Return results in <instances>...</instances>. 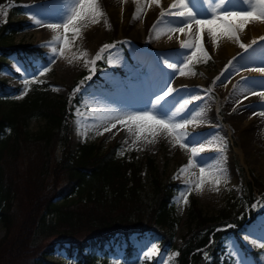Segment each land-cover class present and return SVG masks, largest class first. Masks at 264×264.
<instances>
[{
    "label": "rangeland",
    "instance_id": "374dc122",
    "mask_svg": "<svg viewBox=\"0 0 264 264\" xmlns=\"http://www.w3.org/2000/svg\"><path fill=\"white\" fill-rule=\"evenodd\" d=\"M93 2L96 10L89 13L92 18L76 23L79 31L68 33L69 43L61 51L65 39L63 24L74 14L80 0H3L0 25L9 19L28 24L11 38L12 46L34 50L38 56L34 58L22 50L8 52L0 69V81L10 88L19 86L20 90L11 99L21 100L34 84L46 85L54 96L66 99L70 113L64 126H67L66 138L72 151L79 144L94 143L103 151L116 143L120 157L142 164L141 174L148 193L144 165L147 157L154 160L163 182L176 184L170 202L178 217L172 246L161 249L160 236L134 233L129 242L136 249L137 262L125 260L123 239L104 245L108 260L124 261V264H149L153 260L152 264H178L177 248L187 229L186 216L193 200L208 214L224 208L231 210V215L242 210L238 217L244 216L241 226L220 239L221 257L231 264H240L241 259L245 264H264V248L259 247L264 243V191H253L255 199L247 204L248 181L255 178L264 185V95L259 94L264 93V73L255 70L264 67V21L253 19L237 31L236 37L218 33L215 43L205 32L203 44L210 58L201 56L189 61L192 49L181 45L193 42L195 33L175 32L172 29L183 26L180 18L161 16L175 0H160L159 4L153 0H114L111 7L105 0ZM186 2L197 19L211 18L221 11L253 8L259 11L261 7L257 0ZM52 24L59 27H49ZM90 36L93 40H89ZM86 43H92L91 47ZM241 44L251 47L245 50ZM104 45L109 47L93 64ZM166 62L176 64L177 69L167 68ZM184 64L188 67L180 75L179 69ZM45 67L49 69L46 73ZM93 68L96 72L92 79L75 91L92 74ZM133 73L137 79H133ZM168 85L180 90L166 97L153 111L151 100L163 95ZM193 96L202 99L192 101ZM185 99L192 103L185 111L173 115ZM134 111H153L154 115L172 123L189 121L184 129L188 135L178 142L177 133L170 135L157 129L155 133L138 134L135 125L118 122ZM42 126L43 122L35 119L27 129L33 134ZM252 126L254 138L246 141V131ZM61 133L65 134L64 129ZM181 143L188 146L181 147ZM200 145L207 150L193 157L191 147ZM63 149L60 143L56 149L58 158ZM200 167L208 175L197 188ZM217 178L221 181L218 185L214 182ZM5 235L0 223V240ZM41 238L42 235H36L33 245L42 248ZM253 240L256 244L251 243ZM97 253L102 256V252ZM203 254L211 259L208 251ZM48 256L54 260H70L59 244Z\"/></svg>",
    "mask_w": 264,
    "mask_h": 264
},
{
    "label": "trees",
    "instance_id": "16d2710c",
    "mask_svg": "<svg viewBox=\"0 0 264 264\" xmlns=\"http://www.w3.org/2000/svg\"><path fill=\"white\" fill-rule=\"evenodd\" d=\"M27 26L11 19L0 25V69L12 50L38 56L12 46L11 38ZM18 91L0 81V223L6 232L0 240V264H124L111 263L103 250L118 239L125 241V260L136 263L137 252L129 242L134 233L160 236L161 249L172 246L178 217L170 202L176 184L162 181L154 160L144 161L148 193L142 164L120 157L116 143L103 151L94 143L79 144L72 151L64 126L70 113L66 99L36 84L21 100L11 99ZM35 119L43 126L32 134L27 127ZM60 143L64 149L58 158ZM247 187V204L255 199L253 191H264L255 178ZM241 211L231 215L224 208L208 214L191 200L178 264H231L221 257L220 239L241 226ZM49 215L53 219H46ZM36 235H42V248L33 245ZM56 244L66 250L69 261L49 258Z\"/></svg>",
    "mask_w": 264,
    "mask_h": 264
},
{
    "label": "snow or ice",
    "instance_id": "6c2138e0",
    "mask_svg": "<svg viewBox=\"0 0 264 264\" xmlns=\"http://www.w3.org/2000/svg\"><path fill=\"white\" fill-rule=\"evenodd\" d=\"M153 2L159 4L160 0H153ZM257 2L261 5L259 11L255 8L249 11H221L218 14L213 15L211 18L207 19H197L195 18V14L192 10L188 7V3L186 0H175V2L169 6L167 13H161V16L167 14L173 17L180 18V23L183 24L181 27H177L172 29L178 33H185L186 31L191 34L192 32L195 33L194 41L193 42H185L181 45L183 48H190L191 54L188 57L189 61H192L198 57H209V53L206 51L204 44H203V34L207 32L213 38V43L216 41V37L218 33H223L229 37H236L237 31L242 30L245 26L250 23L253 19L255 20H262L264 21V0H257ZM94 11L92 7V0H80L79 6L74 10V14L69 16L66 23L63 24V29L65 32V39L61 45V51L67 47L69 40H68V33H76L78 32V28L75 27L78 21H81L87 17V15ZM194 21V23H193ZM49 27L57 28L59 25L52 24ZM255 43V41H254ZM109 45H104L101 49L100 53H97L96 60H93L92 63L95 64L96 61L100 60L101 53L107 49ZM241 47L247 50L251 45H244L241 44ZM53 55L56 53V49L53 48L52 50ZM232 63L231 61L229 62ZM110 66H114L110 62ZM166 66L169 69H177V65L173 63H167ZM188 64H184L180 69V75H184V68H187ZM48 68H44V73L48 72ZM261 73H264V67L255 69ZM96 69H92V74L85 78V81L81 82L80 85L77 86L75 91H79L80 88L83 86L87 80L92 79V75H95ZM135 73V72H134ZM133 75L134 78H138L136 75ZM43 75V73H41ZM219 79V77H217ZM118 83V82H117ZM180 89L173 88L172 86L168 85L167 91H163V95H156L154 100H151L152 109L154 111L156 105H159L161 101H163L166 97L172 94L175 91ZM260 95H264V93H259ZM202 97L200 96H193L192 101L200 100ZM192 101L185 99L183 103L176 108V112L173 115H177L183 111H185L189 104ZM153 111H134L131 114L126 115L125 119L119 120L118 122L121 124H133L136 126L137 133H142L145 131L155 133L157 129H162L167 131L170 135L173 133H177V141L181 142L184 140L187 133H184V129L189 121H185L184 123H172L168 119L160 118L157 115L153 114ZM107 130V129H106ZM180 133H184V135H180ZM188 145L185 143H181V147H187ZM207 149L204 145H200L199 147H191V153L193 157L198 156L199 154L205 152ZM192 161H189V164H192ZM184 169L183 167L180 169L182 172ZM200 177L199 183L196 185L199 188L206 180L207 173L204 167H200L199 169ZM214 182L218 185L220 184V180L217 178ZM185 202H187L185 200ZM252 244H256V240L251 241ZM259 247L264 248V243L260 244ZM240 264H245V261L241 259Z\"/></svg>",
    "mask_w": 264,
    "mask_h": 264
},
{
    "label": "bare ground",
    "instance_id": "6f19581e",
    "mask_svg": "<svg viewBox=\"0 0 264 264\" xmlns=\"http://www.w3.org/2000/svg\"><path fill=\"white\" fill-rule=\"evenodd\" d=\"M33 1V0H32ZM36 1V0H35ZM100 1H102V0H100ZM61 3V2H60ZM100 3H103V2H100ZM105 3H108L109 4V6L111 7V6H114L113 5V3H114V0H105ZM97 5V4H96ZM100 5H102V4H100ZM92 7H93V9H94V12H95V10H96V6H95V3L93 2V0H92ZM102 7V6H101ZM109 7V8H110ZM111 9V8H110ZM99 10V9H98ZM97 10V11H98ZM151 10V9H150ZM149 10V11H150ZM91 14H92V12H91ZM94 14V13H93ZM94 15H97V14H94ZM89 17V14H88V16H87V18ZM145 17V16H144ZM90 19L92 18V17H89ZM89 18H88V20H89ZM87 20V19H86ZM107 21V20H106ZM157 21V20H156ZM155 21V22H156ZM152 23H154V22H152ZM127 29V28H126ZM140 29V28H139ZM48 36V35H47ZM89 40H93V39H91V36H90V38H89ZM53 41H56V40H53ZM147 41V40H146ZM92 42H94V41H92ZM150 43V42H149ZM90 44H92V43H86V45L87 46H89ZM145 45V44H144ZM152 46V45H151ZM155 46V45H154ZM89 47H91V46H89ZM157 48V47H156ZM161 48V47H160ZM153 49V48H152ZM151 49V50H152ZM157 50V49H156ZM159 50V49H158ZM157 50V51H158ZM154 51V50H153ZM160 53V52H159ZM154 57V56H153ZM155 58V57H154ZM154 60V59H153ZM159 60V59H158ZM155 63V62H154ZM153 63V64H154ZM254 125V124H253ZM255 128V127H254ZM255 129H257V127L255 128ZM253 133H254V131H253V126H252V128H248V130L246 131V138H245V140L246 141H249V139H251V138H254V136H253ZM210 138V137H209ZM208 139V138H207ZM206 140V139H205Z\"/></svg>",
    "mask_w": 264,
    "mask_h": 264
}]
</instances>
